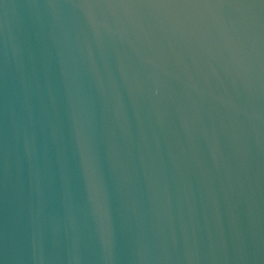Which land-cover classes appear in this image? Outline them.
Returning <instances> with one entry per match:
<instances>
[{
	"label": "water",
	"instance_id": "95a60500",
	"mask_svg": "<svg viewBox=\"0 0 264 264\" xmlns=\"http://www.w3.org/2000/svg\"><path fill=\"white\" fill-rule=\"evenodd\" d=\"M0 264H264V0H0Z\"/></svg>",
	"mask_w": 264,
	"mask_h": 264
}]
</instances>
